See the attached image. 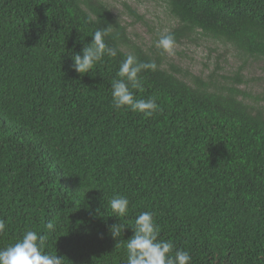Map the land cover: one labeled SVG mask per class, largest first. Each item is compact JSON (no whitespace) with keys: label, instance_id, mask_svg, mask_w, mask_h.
<instances>
[{"label":"trees","instance_id":"obj_1","mask_svg":"<svg viewBox=\"0 0 264 264\" xmlns=\"http://www.w3.org/2000/svg\"><path fill=\"white\" fill-rule=\"evenodd\" d=\"M161 5L176 24L149 26L146 43L105 0H0V248L34 230L64 264H126L135 219L151 211L158 239L173 243L172 254L188 251L190 264H264V106L255 105L264 95L239 88L243 66L205 78L156 46L162 34L174 45L202 35L264 57V0ZM104 27L117 56L77 73L72 56ZM128 54L157 64L132 89L156 100L151 116L113 106ZM116 195L129 200L126 216L111 210Z\"/></svg>","mask_w":264,"mask_h":264},{"label":"clouds","instance_id":"obj_2","mask_svg":"<svg viewBox=\"0 0 264 264\" xmlns=\"http://www.w3.org/2000/svg\"><path fill=\"white\" fill-rule=\"evenodd\" d=\"M91 17H89V20ZM110 35L108 27L97 29L91 36L92 40L86 43L81 52L72 56L71 67L79 74L92 73L97 62L105 55L116 57L118 49L110 47L105 37ZM174 37L171 34H162L156 41V46L164 52L173 53ZM144 70H157L155 61L140 62L137 57L128 54L121 62L117 76L112 81V103L114 108H130L132 111L151 116L158 110L154 98L136 99L132 89L142 88L139 74ZM111 210L123 217L128 213L129 200L126 196L116 195L108 201ZM6 228L4 219H0V233ZM49 233L55 232L56 227L52 220L46 224ZM112 237L120 236L121 226L114 224L110 227ZM159 227L154 223L151 211L141 212L135 219L133 234L127 239L126 264H190L192 256L186 250L176 249L171 241L158 239ZM46 236L34 230H26L22 238L15 243L0 248V264H64V256L45 252Z\"/></svg>","mask_w":264,"mask_h":264},{"label":"rangeland","instance_id":"obj_3","mask_svg":"<svg viewBox=\"0 0 264 264\" xmlns=\"http://www.w3.org/2000/svg\"><path fill=\"white\" fill-rule=\"evenodd\" d=\"M115 14L121 15L123 24L128 25L130 36L137 42L149 43L152 36L149 33V26L163 25L167 30L176 24V20L166 13L161 5V0H105ZM127 2L143 19L138 20L128 14L123 2ZM144 21L148 22L146 24ZM197 43L183 41V44H176L173 53H167V59L189 70L194 75L208 77L216 71L218 76L233 75L243 66L241 74L244 81L239 88L251 93L253 97L264 95V57L245 58L239 55L234 48L225 41L199 35ZM180 52V53H178ZM222 81V78L219 77ZM247 101L255 102L254 98L247 97ZM256 106H264V98L255 103Z\"/></svg>","mask_w":264,"mask_h":264}]
</instances>
